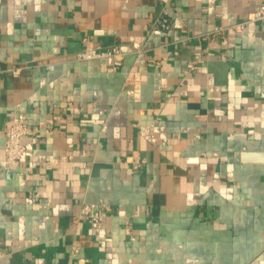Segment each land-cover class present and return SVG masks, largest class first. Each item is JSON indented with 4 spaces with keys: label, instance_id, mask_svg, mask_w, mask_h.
Listing matches in <instances>:
<instances>
[{
    "label": "crops",
    "instance_id": "crops-1",
    "mask_svg": "<svg viewBox=\"0 0 264 264\" xmlns=\"http://www.w3.org/2000/svg\"><path fill=\"white\" fill-rule=\"evenodd\" d=\"M263 2L0 0V264H264Z\"/></svg>",
    "mask_w": 264,
    "mask_h": 264
},
{
    "label": "built area",
    "instance_id": "built-area-1",
    "mask_svg": "<svg viewBox=\"0 0 264 264\" xmlns=\"http://www.w3.org/2000/svg\"><path fill=\"white\" fill-rule=\"evenodd\" d=\"M254 22H264V2L258 5L246 20L229 27H217L213 33L221 34L229 28L240 30L248 23ZM210 34L211 33H207L206 35L208 36ZM84 45L85 47L83 50L78 53V59L92 60L112 58L115 69L122 65L125 52L120 46L116 45L111 48L96 47L87 39H84ZM23 68L22 66H13L10 68V71L14 76H17ZM37 132L36 128L24 123L20 118H14L11 126L5 132L4 164L6 168L15 169L19 166L23 157V139L27 136L36 135ZM140 134L142 138L149 142L154 143L157 141L152 126H141ZM135 162L136 165L139 166L140 160L136 159ZM110 210V205L105 202H84L79 213L73 218V221L77 224L83 221L87 222L90 228V236L96 237L99 236L104 220L108 216ZM74 251L77 252L78 249L75 248Z\"/></svg>",
    "mask_w": 264,
    "mask_h": 264
}]
</instances>
